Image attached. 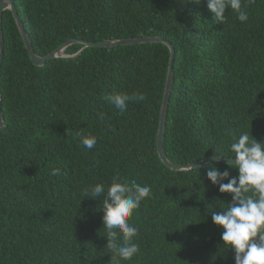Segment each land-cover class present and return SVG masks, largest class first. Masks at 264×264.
<instances>
[{
    "label": "trees",
    "instance_id": "obj_1",
    "mask_svg": "<svg viewBox=\"0 0 264 264\" xmlns=\"http://www.w3.org/2000/svg\"><path fill=\"white\" fill-rule=\"evenodd\" d=\"M12 1L40 57L71 40L160 37L173 47L162 140L170 163L214 154L234 159L227 158L229 145L245 131L264 141V0H242L247 22L226 10L224 24L213 21L206 0ZM2 33L0 264H113L102 198L83 199L81 192L96 183L106 191L114 176L152 190L130 220L140 254L121 264H234L210 215L231 195L206 179L209 163L175 172L157 155L170 58L164 44L88 47L35 67L9 11ZM82 47L75 43L64 54ZM134 92L146 99L129 101L124 112L103 99ZM89 134L97 137L93 149L80 143ZM212 164L220 171L228 165ZM53 168L60 174L51 175Z\"/></svg>",
    "mask_w": 264,
    "mask_h": 264
},
{
    "label": "clouds",
    "instance_id": "obj_2",
    "mask_svg": "<svg viewBox=\"0 0 264 264\" xmlns=\"http://www.w3.org/2000/svg\"><path fill=\"white\" fill-rule=\"evenodd\" d=\"M188 2L199 5L201 0ZM206 5L215 23L226 22V10L234 12L236 19L242 23L248 20L242 0H206ZM103 99L124 112L129 101H144L146 96L141 92H134L132 95L117 93L106 95ZM98 119L104 121L107 116L101 112ZM232 140L229 152L233 155L227 158H234V163L228 164L224 171H220L212 163L206 166V179L213 186H218L219 193L231 195L230 203L222 202L220 209L213 208L211 220L214 226L222 229L221 248L234 253V264H264V141L257 142L250 131L242 132L238 137L233 136ZM80 143L86 149H93L97 144V137L91 134L81 136ZM217 157L226 156L214 154L212 159ZM229 169H235L238 176L230 178ZM59 174L60 169H52L51 175ZM151 191L150 186L141 185L134 180L123 182L117 176L112 178L106 191L103 183L89 185L82 190L83 199L97 201L102 198L100 211L103 212V237L107 241L106 248L111 253L110 260L113 264L130 261L140 254V246L134 242L138 236V228L130 220L141 203L151 198Z\"/></svg>",
    "mask_w": 264,
    "mask_h": 264
},
{
    "label": "water",
    "instance_id": "obj_3",
    "mask_svg": "<svg viewBox=\"0 0 264 264\" xmlns=\"http://www.w3.org/2000/svg\"><path fill=\"white\" fill-rule=\"evenodd\" d=\"M5 11L11 12L14 18L15 24L17 26L18 32L23 41L24 47L29 54V59L35 67H43L45 66L47 61L55 60L57 58H66V57L73 58L79 55L81 51H83L85 48H88V47L111 48L115 46H129V45L150 44V43L164 44L169 49L170 58H169V66H168L166 82H165V89H164V94H163L162 104H161V109H160V114H159V123H158L157 137H156V151H157V155L160 161L166 168H168L171 171H175V172L189 171V170L199 168L203 165H206L212 162H219V163H224V164L234 163V159H225V158L217 157L214 160L212 159L213 158L212 157V158H207L203 161H199L194 164L174 165L170 163L168 159L166 158L163 152V149H162V140H163V134H164V129H165L168 103H169L172 86L174 82V76H173L174 50H173V47L169 43L165 42L162 38L160 37H140L136 39H126V40H108V41L97 42V43L71 40V41L64 43L62 46L57 48L52 53L44 57H40V56H37L32 49L29 36L25 32L24 26L18 17L13 1L12 0H0V67H1L2 59H3L2 13ZM75 43L82 44L83 45L82 49L78 51L75 55L66 56L64 54V50ZM3 128H4V119L1 113V105H0V133L3 130Z\"/></svg>",
    "mask_w": 264,
    "mask_h": 264
}]
</instances>
